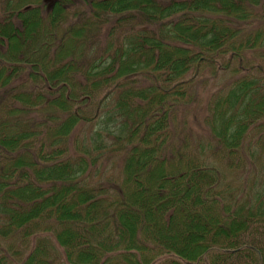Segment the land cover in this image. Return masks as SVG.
I'll return each instance as SVG.
<instances>
[{
  "label": "trees",
  "instance_id": "obj_1",
  "mask_svg": "<svg viewBox=\"0 0 264 264\" xmlns=\"http://www.w3.org/2000/svg\"><path fill=\"white\" fill-rule=\"evenodd\" d=\"M1 2L0 264H264V191L227 197L214 163L162 154L168 100L200 63L217 72L264 46L260 0ZM236 72L208 119L227 157L264 119L263 81ZM88 121L89 162L123 154L108 187L67 154ZM13 237L33 239L25 256L3 251Z\"/></svg>",
  "mask_w": 264,
  "mask_h": 264
},
{
  "label": "rangeland",
  "instance_id": "obj_2",
  "mask_svg": "<svg viewBox=\"0 0 264 264\" xmlns=\"http://www.w3.org/2000/svg\"><path fill=\"white\" fill-rule=\"evenodd\" d=\"M0 6H2L1 0ZM254 10L253 20L256 22L258 30L264 31V0H260ZM108 30V26H101V37L98 38L99 41L97 40L94 47L96 50L104 45L106 39L103 34ZM116 36L113 34L111 38L118 40ZM262 44L264 45V42ZM255 48H257L255 52L242 50L239 64L236 60L230 61L228 68L220 69L217 72H213L211 65L200 63L201 67L197 68V71L191 69L195 73L193 80L184 86V96L174 97L173 101L170 98L167 104V143L162 150V154L166 156V161H174L183 156V160L193 158V161L202 162L205 160L207 163L209 161L214 163L217 169L223 173V179L227 183V190L230 192L229 195H225L227 197L234 195L235 197L239 195V197H244L247 193L250 194L256 190H259L258 192L264 191V119L261 126L253 125L249 128L239 149L231 157H227L220 145L216 144L208 124L211 104L220 93L224 94L230 88L233 79L239 75L236 71L242 70L250 75H256L264 83V46L260 45ZM218 63L223 66L225 62ZM145 83L146 81L138 86H143ZM98 112H100L99 109L96 110V113ZM92 126L90 121L77 124L66 141L67 154L74 157L81 155L87 159L86 183H89L90 186L100 183L108 187L109 180L114 184L122 180L120 169H122L123 154L115 146L101 152L95 163L89 162L96 152L91 151L90 156L84 154V148L81 145L90 136L89 131ZM225 200L228 199L225 198ZM9 239L8 242L5 241L2 244L3 251L11 245L14 249L10 253L17 250V255L19 253L25 256L27 249L33 245L31 238L26 239V241H21L18 237ZM207 260L208 258L204 257L199 264H207Z\"/></svg>",
  "mask_w": 264,
  "mask_h": 264
}]
</instances>
